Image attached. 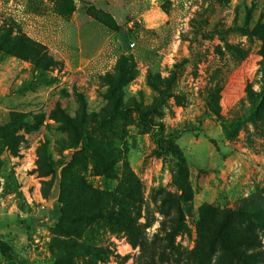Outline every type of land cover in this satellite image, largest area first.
I'll use <instances>...</instances> for the list:
<instances>
[{"label":"rangeland","instance_id":"1","mask_svg":"<svg viewBox=\"0 0 264 264\" xmlns=\"http://www.w3.org/2000/svg\"><path fill=\"white\" fill-rule=\"evenodd\" d=\"M0 264H264V0H0Z\"/></svg>","mask_w":264,"mask_h":264},{"label":"trees","instance_id":"2","mask_svg":"<svg viewBox=\"0 0 264 264\" xmlns=\"http://www.w3.org/2000/svg\"><path fill=\"white\" fill-rule=\"evenodd\" d=\"M21 38L19 37L18 41H20ZM28 46H31L32 55L29 57H32V59L35 60L36 63L40 64L43 61H45L48 64H52L53 60L52 57L49 56L47 53H42L41 49L36 48L37 46L36 42L32 40H28ZM15 47V48H14ZM38 47V46H37ZM10 51H15L18 53V55H26L24 54V50L17 48L16 46H13V48L10 49ZM138 114L142 117L143 112L141 110H137ZM144 119V118H142ZM215 142V140H213ZM110 163V162H109ZM108 163V164H109ZM111 165V164H110ZM103 173L110 174L111 171L109 169H106ZM88 191V190H87ZM83 201L84 204H78L76 203V206H74V213L69 216L70 219L73 220L75 223V229H82L85 227V224L91 223L90 221H96V220H103L105 223H107L110 226L119 225L121 227H124L128 232H135V236L139 233V227L137 223V218L135 215H133L132 205L127 201H121L119 203V207L115 208L110 203L98 205L95 208H89V206H92L94 204L93 198L90 195V193L85 192L83 194ZM75 207L79 209L75 213ZM138 213L136 212V216ZM98 220V221H99ZM135 236L131 237V242L133 245L142 243L141 240H137ZM247 245H250L249 242H245ZM232 253L239 259H241L242 255L240 251L238 250H231ZM244 263H247V260L242 259Z\"/></svg>","mask_w":264,"mask_h":264}]
</instances>
